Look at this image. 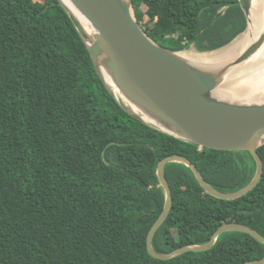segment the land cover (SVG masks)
<instances>
[{
	"label": "trees",
	"instance_id": "16d2710c",
	"mask_svg": "<svg viewBox=\"0 0 264 264\" xmlns=\"http://www.w3.org/2000/svg\"><path fill=\"white\" fill-rule=\"evenodd\" d=\"M132 2L149 36L172 51L195 45L212 52L247 28L239 0ZM258 152L264 165V145ZM170 155L189 158L222 192L247 186L257 167L248 151L200 148L135 118L105 83L60 0H0V264L264 258V244L241 232L223 233L205 252L170 260L149 254L147 237L166 201L158 165ZM165 173L174 203L153 240L156 251L205 244L225 223L264 236V173L235 200L208 194L185 164L169 163Z\"/></svg>",
	"mask_w": 264,
	"mask_h": 264
},
{
	"label": "water",
	"instance_id": "95a60500",
	"mask_svg": "<svg viewBox=\"0 0 264 264\" xmlns=\"http://www.w3.org/2000/svg\"><path fill=\"white\" fill-rule=\"evenodd\" d=\"M60 1L86 42L103 79L101 66L108 69L124 97L157 125L148 123L141 115L130 111L104 79L119 103L135 118L200 148L248 151L257 163L254 178L247 186L234 192H222L213 187L186 156L170 155L164 158L158 165L157 175L166 191V201L147 237L149 254L156 259L170 260L188 252L209 251L226 232L246 233L264 244V236L256 229L241 223H225L209 242L202 245L180 247L169 253L158 252L153 246L155 235L169 217L174 203L172 188L165 173L167 164L177 162L190 167L203 189L219 199L241 198L260 183L264 165L258 148L264 145V102H232L217 98L215 93L223 84L228 70L247 60L263 45L264 34L233 61L215 69H207L183 59L180 53L185 50L172 51L156 43L138 21L132 0H72L96 29L94 40L90 39L75 14ZM239 3L247 18L245 33L250 23L252 0H239ZM223 13L219 12L217 17ZM241 264H264V258Z\"/></svg>",
	"mask_w": 264,
	"mask_h": 264
},
{
	"label": "bare ground",
	"instance_id": "6f19581e",
	"mask_svg": "<svg viewBox=\"0 0 264 264\" xmlns=\"http://www.w3.org/2000/svg\"><path fill=\"white\" fill-rule=\"evenodd\" d=\"M64 5L73 12L81 21L94 40L96 29L90 20L76 7L72 0H62ZM248 30L226 48L212 52L208 55H197L185 51L180 55L195 66L215 69L227 64L238 57L250 44L264 34V0H252V9L249 15ZM101 72L109 87L113 89L120 101L132 112L141 115L148 123L155 121L142 114L137 106L129 102L117 88L113 77L105 66H101ZM215 96L238 103L254 104L264 102V43L247 60L233 66L225 74L223 84L218 88ZM157 125V124H156ZM159 126V125H158Z\"/></svg>",
	"mask_w": 264,
	"mask_h": 264
},
{
	"label": "rangeland",
	"instance_id": "374dc122",
	"mask_svg": "<svg viewBox=\"0 0 264 264\" xmlns=\"http://www.w3.org/2000/svg\"><path fill=\"white\" fill-rule=\"evenodd\" d=\"M142 9L145 11L146 10V6H142ZM149 20V17H144V19H143V24H146V22ZM244 34V33H243ZM243 34H241V35H243ZM240 37V36H239ZM238 39V38H237ZM236 39V40H237ZM235 40V41H236ZM235 41H233L231 44H233ZM230 44V45H231ZM227 47V46H226ZM225 47V48H226ZM221 49H223V48H221ZM221 49H219V50H221ZM185 51H189V52H193V53H195V54H197V55H208V54H210V53H212V52H215V51H212V52H201V51H199L197 48H196V46L195 45H192L191 46V48L190 49H188V50H185ZM184 51V52H185ZM216 51H218V50H216ZM136 114H138V113H136ZM153 125V124H152ZM154 126H156V125H154Z\"/></svg>",
	"mask_w": 264,
	"mask_h": 264
}]
</instances>
